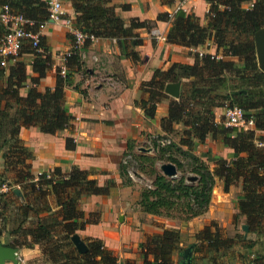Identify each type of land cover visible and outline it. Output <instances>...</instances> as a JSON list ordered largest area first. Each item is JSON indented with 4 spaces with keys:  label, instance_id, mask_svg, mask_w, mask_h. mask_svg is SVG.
Returning <instances> with one entry per match:
<instances>
[{
    "label": "trees",
    "instance_id": "1",
    "mask_svg": "<svg viewBox=\"0 0 264 264\" xmlns=\"http://www.w3.org/2000/svg\"><path fill=\"white\" fill-rule=\"evenodd\" d=\"M68 1L73 12L72 27L87 37L81 48L88 46L89 37L116 42L124 40L123 49L141 45V39L132 31L146 29L148 24L131 19L124 27L111 0ZM204 1L208 7L204 25H200L192 13L182 10L156 15V21L169 23L165 34L167 44L196 49L210 42L215 49L214 55L220 53V57L214 59L209 54H195L191 65L172 63L165 70H155L149 80L141 82V95L133 104L146 118H152L156 105L168 99L164 86L186 80L181 84L178 98L169 99L166 116L158 121L165 135L175 132L174 125H182L177 143L157 145L154 157L138 158V168L144 172L142 166L146 165L152 181L151 188L141 190L137 204L144 213L185 221L206 211L216 181L221 182L223 192L230 186L239 185L241 198L235 202L238 215L244 218L249 233L264 236V76L257 67L253 45V34L264 27V0ZM173 2L159 0L166 7L172 6ZM3 5L30 22L25 29L32 33L37 32L38 24L47 20L46 6L40 0H0V8ZM117 7L122 11L129 9L128 5ZM40 48L38 36V50ZM25 54L32 56L30 70L36 74V78L30 79L33 84L51 69L50 62L42 52L29 46L22 48L18 57ZM125 56L131 62L139 59L131 50H127ZM17 59L8 67L5 81V69L0 66V147L4 148L5 172L14 175L13 184L24 192L22 196L34 194L35 202L17 208L19 219L6 233L11 241L4 244L10 247L37 244L51 264H116V256L101 241L82 239L84 253H78L70 241L75 232L98 220L95 212L86 217L83 215L79 209L80 199L107 195L112 182L107 181L100 187L88 178V172L75 166L66 173L53 168L48 174L34 177L29 165L31 155L17 138L20 128L33 127L48 135L71 130L73 118L66 111L63 90L68 85L67 72L80 66L79 56L73 53L63 58L65 73L61 77L60 69H55L53 88H44L40 92L31 87L24 96L18 91L27 78L26 64ZM229 106L240 108L245 119H252L253 129L225 127L222 121L216 122L213 109ZM207 137L229 149L232 159L216 160L208 168L192 153L194 142L201 144ZM64 147L72 150L73 140L65 138ZM179 156L188 162L184 165ZM157 161L172 164L180 175L174 178L161 175L154 169ZM184 168H188L185 171L192 176H184ZM190 177H195L194 182H187ZM9 193L13 195L11 191ZM48 196L57 206L59 220L46 225L37 219L33 226H24L28 212H36L34 206ZM4 222L1 217L0 237L5 233ZM55 227L60 229L56 236L52 233ZM194 240L190 264H230L231 261L225 263L221 259L242 238L239 235L225 237L222 230L210 222L194 234ZM179 241L180 232L176 228H165L159 235L145 236L138 245L140 264H173L172 255L178 249ZM252 245L253 242L247 241L241 247L247 250ZM251 261L260 264L255 257Z\"/></svg>",
    "mask_w": 264,
    "mask_h": 264
},
{
    "label": "crops",
    "instance_id": "2",
    "mask_svg": "<svg viewBox=\"0 0 264 264\" xmlns=\"http://www.w3.org/2000/svg\"><path fill=\"white\" fill-rule=\"evenodd\" d=\"M181 1L174 0L172 6L166 7L161 5L159 0H111L124 27L131 19L148 24L146 29L132 31L141 39V45L123 49L126 44L124 40L90 41L88 46L81 48L77 53L80 59L78 69L66 71L69 77L63 95L66 111L73 118L71 130L48 135L40 133L33 127L20 128L17 138L31 155L29 165L34 177L41 173L48 174L53 168L66 173L70 167L75 166L88 172V178L94 180L100 187L107 181L112 182L107 195L83 196L80 199L79 209L83 215L86 217L88 213L95 212L98 220L75 232L73 236L80 241L85 238L101 241L103 246L116 256V264L126 262L140 264L141 255L138 245L144 241L145 236L159 235L165 228H176L180 232L178 249L172 255V263L178 264L180 252L194 244V234L210 222H214L224 236L230 234L228 238H233L235 235L242 238L241 241L234 243L232 251L226 252L221 260L225 263L229 260L230 264H242L245 254H250L249 257H255L256 262L264 264V236H257L248 231L244 234L240 229L245 224L244 218L238 215L235 208V202L241 198L239 185L230 186L227 192H223L221 182L216 181L206 211L200 216L185 221L144 213L137 204L140 191L143 188H151L152 181V178L146 177L138 168V158L154 157L155 146L160 145L159 142L164 139L176 144L177 134L182 129L181 124L174 125L175 132L169 135H165L160 130L158 121L166 116L168 101L173 99L167 95L168 99H163L156 105L152 118H146L140 109L134 106L133 102L141 95V82L149 80L155 70H165L172 63L191 65L193 56L197 53H215L210 42L196 49H187L150 36V30L155 29L165 37L169 23L156 21V15L161 12L172 14L175 6ZM119 5H128L129 9L122 11L117 7ZM62 6L64 15L61 20L55 24L48 22L39 31L41 38L39 51L48 58L51 69L44 77L32 84L30 79L36 78V74L30 70L29 62L32 56L25 54L17 59L26 64L27 78L18 91L20 96H24L31 87H35L40 92L44 88L54 87V71L63 66L62 56L70 50V31L74 30L73 12L69 1L63 0ZM206 6L204 0H184L181 3V10L192 13L198 23L204 25ZM1 35L0 27V37ZM27 46L24 44L22 48ZM127 50L137 53L138 61L131 62L125 56ZM217 56L220 57V53ZM10 65L11 63H7L4 66L3 81ZM183 82L186 80H181L179 92ZM212 113L216 122L221 121L222 108H214ZM250 129L252 130L253 127ZM65 138L73 140L72 150L65 149ZM3 150L4 148L0 147V179L6 182L8 191L0 193V219L1 217L5 219L3 223L5 233L0 237V243L6 246L4 243L11 241L6 233L19 219L17 208L34 203L35 195L23 197L24 192L18 185L13 184L14 175L4 170ZM192 153L205 165L208 161H212L210 167L216 160L232 159L229 149L214 143L209 137L201 144L194 142ZM162 164L165 163L159 161L154 163V169L161 175L159 166ZM121 165L124 166L123 170L120 169ZM142 167L143 170L148 168L146 165ZM14 189L20 196L13 194ZM34 208L36 212H28L24 226H33L37 219L46 225L59 220L57 206L49 196ZM52 233L56 236L60 233V229L55 227ZM247 241L253 242V245L244 250L241 246ZM27 242L29 243V239ZM12 248L16 250V262L5 261L3 264H51L37 244L15 245Z\"/></svg>",
    "mask_w": 264,
    "mask_h": 264
},
{
    "label": "built area",
    "instance_id": "3",
    "mask_svg": "<svg viewBox=\"0 0 264 264\" xmlns=\"http://www.w3.org/2000/svg\"><path fill=\"white\" fill-rule=\"evenodd\" d=\"M46 6L47 20L38 24L37 32L32 33L25 29L26 26H30L31 23L25 20L20 14L10 11L7 5H3L0 8V27L2 28L3 34L0 38V66L4 67L7 63H12L18 58V54L22 49L24 44H27L31 49L35 51L38 50V36L39 31L42 30L48 22L57 23L61 20L62 15H64L62 1L63 0H40ZM181 2H179L174 10H181ZM172 12V13H173ZM208 12V7L205 8V13ZM71 36V47L68 52H66L62 58L68 57L73 53H78L82 47L84 40L87 38L84 34L77 30L70 31ZM150 36L156 40L165 41V37H162L160 33L152 29L150 30ZM89 40L93 39L89 37ZM198 56L204 53H197ZM211 58L217 59L218 56L209 54ZM65 73L64 67L60 68L59 74L63 76ZM223 125L225 127H234L241 129H250L253 127L252 119H245L243 117L242 110L236 106H229L222 108V119ZM160 145L167 144L168 141L162 140L159 142ZM39 175V174H38ZM8 191L6 183L0 184V193H5ZM252 257L247 264H253L251 261Z\"/></svg>",
    "mask_w": 264,
    "mask_h": 264
},
{
    "label": "water",
    "instance_id": "4",
    "mask_svg": "<svg viewBox=\"0 0 264 264\" xmlns=\"http://www.w3.org/2000/svg\"><path fill=\"white\" fill-rule=\"evenodd\" d=\"M253 45L257 67L264 76V27L260 28L253 34ZM179 84L180 82L167 83L164 86V94L173 99H177L179 95ZM159 169L162 175L167 178H174L176 176V169L170 163L160 165ZM194 180L195 177L188 178V181ZM12 192L13 194L20 196L16 189L12 190ZM240 229L244 234L247 233L246 225H242ZM70 241L78 253H84L86 249L82 241L73 235L70 237ZM191 249L192 245L180 252V260L178 264H190ZM5 261H10L12 263L16 262V250L0 243V264H3Z\"/></svg>",
    "mask_w": 264,
    "mask_h": 264
},
{
    "label": "rangeland",
    "instance_id": "5",
    "mask_svg": "<svg viewBox=\"0 0 264 264\" xmlns=\"http://www.w3.org/2000/svg\"><path fill=\"white\" fill-rule=\"evenodd\" d=\"M194 54H195V53H194ZM213 55H214V53H213ZM179 158L182 160V162H183L184 165L188 162V159H186V158H182V156H179ZM205 161L207 162V160H205ZM206 165L208 166V168H211L210 166L212 165V161H208V162L206 163ZM185 169L188 170V168H184V171H183L184 176H187V177L192 176V175H190L188 172H186ZM148 171H149V169L147 168V170H145V171L143 172V174H144L146 177L151 178V176H150V174L148 173ZM178 175H180V174H179V172L176 171V176H178ZM187 182H189V181L187 180ZM193 182H194V181H193ZM0 184H2V180H1V179H0ZM140 192H141V191H140ZM172 213H174V212H172ZM151 222H152V221H151ZM225 236H227V235H225ZM228 236H231V235L228 234ZM228 236H227V237H228ZM249 256H250V255L245 254L244 262H243L242 264H247V263L249 262V260H250V257H249Z\"/></svg>",
    "mask_w": 264,
    "mask_h": 264
}]
</instances>
